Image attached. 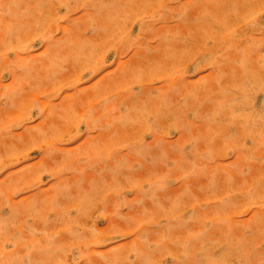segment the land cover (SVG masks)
Masks as SVG:
<instances>
[{
  "label": "rangeland",
  "instance_id": "1",
  "mask_svg": "<svg viewBox=\"0 0 264 264\" xmlns=\"http://www.w3.org/2000/svg\"><path fill=\"white\" fill-rule=\"evenodd\" d=\"M0 264H264V0H0Z\"/></svg>",
  "mask_w": 264,
  "mask_h": 264
}]
</instances>
